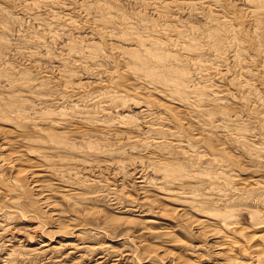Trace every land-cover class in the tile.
I'll return each instance as SVG.
<instances>
[{"label": "rangeland", "instance_id": "rangeland-1", "mask_svg": "<svg viewBox=\"0 0 264 264\" xmlns=\"http://www.w3.org/2000/svg\"><path fill=\"white\" fill-rule=\"evenodd\" d=\"M256 1L0 0V264H264Z\"/></svg>", "mask_w": 264, "mask_h": 264}, {"label": "bare ground", "instance_id": "bare-ground-1", "mask_svg": "<svg viewBox=\"0 0 264 264\" xmlns=\"http://www.w3.org/2000/svg\"><path fill=\"white\" fill-rule=\"evenodd\" d=\"M255 1H256V0H255ZM261 1H262V0H261ZM253 2H254V1H253ZM253 2H252V3H253ZM256 2H257V1H256ZM258 2H260V1L258 0ZM52 3H53V2H52ZM220 33H221V32H220ZM242 34H243V33H242ZM217 37H218V36H217ZM219 37H220V36H219ZM216 40H217V39H216ZM218 40H219V39H218ZM218 40H217V42H218ZM221 41H222V39H221ZM216 44H218V43H216ZM223 44H224V43H223ZM242 44H243V43H242ZM227 54H228V53H227ZM138 55H141L140 52H139V53H133V56L136 58V60H137L140 64L143 65L144 60H142L141 56H138ZM152 55H154V54H152ZM143 56H144V54L142 55V57H143ZM155 57H156V56H155ZM146 58H150V57H146ZM145 61H146V59H145ZM182 74H183V73H182ZM183 75H184V74H183ZM126 93H127V92H126ZM148 107H150V106H148ZM149 112H150V111H149ZM174 133H175V132H174ZM163 144H164V143H163ZM164 165H165V164H164ZM167 166H168V165H167ZM167 166H165V167H167ZM170 167H171V166H170ZM173 167H174V169H173L174 171L171 170L172 173H171V171L169 172V173H171V174H175V173L177 172V171L175 170V166H173ZM179 167H180V166H179ZM162 168H164V167H162ZM168 168H169V167H168ZM180 168H181V167H180ZM178 169H179V168H178ZM181 169H182V168H181ZM165 171H166V170H164V172H165ZM168 171H169V169H168ZM162 172H163V170H162ZM183 172H184V170H183ZM22 173H23V172H22ZM178 173L181 174L182 172L180 173L179 170H178ZM179 174H178V175H179ZM182 174H183V173H182ZM165 175H166V174H165ZM168 176L170 177V174H169ZM168 176H167V177H168ZM176 176H177V175H176ZM33 177H34V176H33ZM164 178H165V177H164ZM172 180H173V178L171 177V180H170V181H172ZM166 181H167V179H166ZM168 181H169V179H168ZM141 182H142V181H141ZM142 183H143V182H142ZM169 183H170V182H169ZM243 186H244V185H243ZM254 217H255V215H254ZM253 219H256V218H253ZM224 220H225V219H224ZM259 220H260V218H259ZM262 221H263V220H262ZM257 222H258V221H256L255 223H257ZM259 222H260V221H259ZM224 223H225V222H224ZM263 223H264V222H263ZM263 223H262V224H263ZM227 224H228V223H227ZM229 224H231V223H229ZM229 224H228V225H229ZM234 225H236V224H234ZM234 225H233V226H234ZM260 226H261V224H260ZM231 227H232V226H231ZM234 227H235V226H234ZM241 227H242V226H241ZM238 228H239V227H238ZM233 229H234V228H233ZM236 229H237V228H236ZM241 231H242V230H241ZM244 231H245V230H244ZM244 231H243V232H244ZM238 232H239V231H238ZM244 234H245V233H244ZM233 243H234V242H233ZM236 243H237V242H236ZM231 244H232V242H231ZM229 246H230V245H229ZM255 246H256V245H255ZM232 247H233V246H232ZM258 255H259V257H257V259H258L257 261L259 262V264H261V262H262V260H261L262 257H261V256H262V255H260V254H258Z\"/></svg>", "mask_w": 264, "mask_h": 264}]
</instances>
